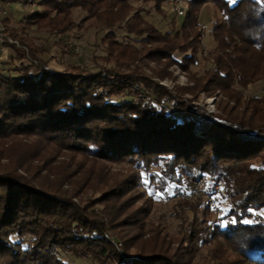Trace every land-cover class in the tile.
<instances>
[{
  "label": "trees",
  "instance_id": "16d2710c",
  "mask_svg": "<svg viewBox=\"0 0 264 264\" xmlns=\"http://www.w3.org/2000/svg\"><path fill=\"white\" fill-rule=\"evenodd\" d=\"M139 1L159 11L164 0ZM185 1L174 33L131 13L130 0H40V9L26 13L17 27L2 19L1 41L13 55L0 59V264H70L55 249L90 264H192L194 246L210 240H223L238 254L225 264H264V97L244 98L239 91L264 80V0ZM207 3L220 11L211 29L213 66L183 91L190 97L171 93L139 67L166 60L188 70L202 48L197 12ZM75 8L106 30L104 64L96 70L48 67L42 58L47 50L26 33L32 25L67 32L75 25ZM116 29L141 37V47L119 41ZM176 51L183 56L175 57ZM191 91H220L226 99L209 114L192 102ZM65 155L62 169L52 170L57 156ZM72 161L89 171L112 162L146 172L156 167L151 176L163 192L171 184L187 190L208 175L230 197L227 226L208 223L207 232L193 217L172 250L166 241L157 244V236L142 239L145 211H127L129 185L111 181L99 197L107 209L101 215L89 209L93 200L78 205L61 189L63 180L79 173ZM89 175L71 182L70 193L97 188L99 175L91 185ZM116 204L124 207L121 215ZM127 227L134 233L125 235Z\"/></svg>",
  "mask_w": 264,
  "mask_h": 264
},
{
  "label": "rangeland",
  "instance_id": "374dc122",
  "mask_svg": "<svg viewBox=\"0 0 264 264\" xmlns=\"http://www.w3.org/2000/svg\"><path fill=\"white\" fill-rule=\"evenodd\" d=\"M39 1L40 0H23L22 4L29 12H32L36 9H40ZM179 1L183 8V13L181 15L174 10L171 0H164L159 11L154 7L152 2L130 0L133 6L131 13L134 11L140 13L147 23L154 25L162 32L170 31L174 33L176 29L179 30L181 27L187 10L186 1ZM197 13L198 26L200 32L202 31L200 40L202 48L196 51V61L188 66V70H183L178 64L169 63L166 60H160L158 62L145 61L144 64L139 67L142 72L149 75L154 81L158 82L168 91L171 93L181 91L180 93L184 97H190L191 94L183 91H188L187 89H189V87H193L195 79L203 75L213 66L212 53L216 42L213 39L211 29L214 20L220 17V11L213 3H207L203 5ZM85 15L86 13L84 11L75 8L71 14V18L75 25L67 30V32L61 34L50 33L48 30L37 28L36 25L30 26V28L26 30L27 35L32 37V41L35 45L42 46L47 50V52L42 55V58L47 62L48 67L61 70L67 64H76L90 70H96L99 66L104 64L102 57L106 55V45L103 42V37L106 30L99 28L94 20H85ZM3 17L4 12L0 9V21L4 19ZM172 20H174V26ZM8 26L17 27L18 21H14L13 24L11 23V25ZM115 33L119 41L131 43L138 48L141 47V37L128 34L121 29H116ZM4 34L3 28L0 30V59L9 61L11 55H13V51L9 48H5L2 44L1 40L4 39ZM8 40L17 42L11 38H8ZM174 55L177 58L183 56V54L178 51H176ZM113 64V62L109 63V65ZM7 65L13 67L9 62L6 66ZM160 75L163 76L160 77ZM239 91L244 98L261 95L264 97V80L260 79L250 83L245 88H239ZM191 92L195 95L192 102L205 108L209 114L215 113L218 107L217 104L221 100L226 99L220 91H215L210 94L196 91ZM229 104L232 103L229 102ZM169 109L170 111L180 112L172 107ZM66 157V155L64 157L57 156L54 162L52 161L53 165H51V169L54 171L61 170L63 161H65ZM79 157L80 156L76 157L75 161H78ZM2 161L5 162L6 160L4 159ZM75 161H72V164L77 166ZM85 166L81 169L77 166L79 169L77 176L63 180V184L61 185V189L68 191L66 194L70 196L74 203L82 205L91 199L93 201L89 209L101 215V213L107 212L106 205L99 203L101 193L111 184V181H121L124 185H129L126 189L127 196L125 197H129L127 205H131V208L127 211H131L137 207L144 208L143 210L145 212L142 216L144 221L142 231L144 233L140 232L142 239L146 240V238L157 236L158 242L156 241V243L159 244L162 240L166 241L168 242L167 245L170 250L176 247V242L180 241L181 237L187 236V231L190 228V222L193 220V217H196L195 222H201L200 225L202 229H206L207 232L211 230V225H209V227L208 223L221 225L227 219L226 215L230 208V197L224 192L220 184L212 186L209 182L208 175L192 180L187 190H183L176 184H171L165 192H163L158 189L157 178L151 176L154 171H158L156 167H152L149 172H146L136 169L131 163L127 162H112L107 164V167L103 169L101 168L98 170V168H96L91 171L87 170ZM69 170L68 168V171ZM77 172L78 170L75 173ZM87 175H89L90 185L94 182V176L99 175L98 182L96 183L99 186H97V188H95V186H86L79 190L77 194L70 193V190H72V186L70 185L71 182H78ZM197 180L206 182L207 191L195 193L193 187ZM117 205L118 204L112 206L114 207V211H117L118 214L121 215L120 209L124 207ZM261 213L264 214V209L261 210ZM125 229L127 230V232H125L127 236L134 233L132 228L127 227ZM183 239L184 238H182L181 241H183ZM210 241H206L205 243L199 242V244L197 242L192 253L194 256L192 264H225L232 259L235 260L239 258L238 254L229 246L230 244L225 243L223 240H221V245L220 240H216L215 244H212ZM183 245L185 246L186 243ZM185 249L187 251L189 250L188 248ZM215 251L218 252L219 256ZM54 253L69 261L70 264H90L88 259L79 258L72 254L62 255L57 249L54 250ZM231 264H239V261H233ZM241 264L249 263H242L241 261Z\"/></svg>",
  "mask_w": 264,
  "mask_h": 264
},
{
  "label": "crops",
  "instance_id": "0c3cea01",
  "mask_svg": "<svg viewBox=\"0 0 264 264\" xmlns=\"http://www.w3.org/2000/svg\"><path fill=\"white\" fill-rule=\"evenodd\" d=\"M23 0H0V9L4 12V17L9 21L8 25L13 24L14 21H19L29 12L28 9L22 4ZM4 28V23L0 21V30Z\"/></svg>",
  "mask_w": 264,
  "mask_h": 264
},
{
  "label": "built area",
  "instance_id": "2783aa9c",
  "mask_svg": "<svg viewBox=\"0 0 264 264\" xmlns=\"http://www.w3.org/2000/svg\"><path fill=\"white\" fill-rule=\"evenodd\" d=\"M171 3L173 4L174 10L177 11V13L181 15L183 13V8L180 5V1L179 0H171ZM193 190L195 191V193H198V192L201 193V192L207 191L206 182L203 180L195 181Z\"/></svg>",
  "mask_w": 264,
  "mask_h": 264
},
{
  "label": "snow or ice",
  "instance_id": "6c2138e0",
  "mask_svg": "<svg viewBox=\"0 0 264 264\" xmlns=\"http://www.w3.org/2000/svg\"><path fill=\"white\" fill-rule=\"evenodd\" d=\"M157 175H159V174H157ZM251 211V210H250ZM236 221H235V219H233V221H232V223H235ZM247 222V221H246ZM223 226H227V222H225L224 224H223Z\"/></svg>",
  "mask_w": 264,
  "mask_h": 264
}]
</instances>
